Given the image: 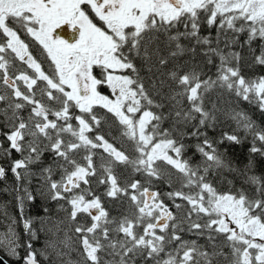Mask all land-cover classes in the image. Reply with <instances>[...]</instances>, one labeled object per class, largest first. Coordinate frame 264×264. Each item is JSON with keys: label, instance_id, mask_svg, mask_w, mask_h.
Wrapping results in <instances>:
<instances>
[{"label": "snow or ice", "instance_id": "obj_1", "mask_svg": "<svg viewBox=\"0 0 264 264\" xmlns=\"http://www.w3.org/2000/svg\"><path fill=\"white\" fill-rule=\"evenodd\" d=\"M257 66L264 0H0V251L16 264H264ZM225 122L233 132L208 136ZM226 142H248L242 165ZM38 198L55 207L26 214Z\"/></svg>", "mask_w": 264, "mask_h": 264}, {"label": "trees", "instance_id": "obj_2", "mask_svg": "<svg viewBox=\"0 0 264 264\" xmlns=\"http://www.w3.org/2000/svg\"><path fill=\"white\" fill-rule=\"evenodd\" d=\"M203 34H207V33L205 32ZM253 47H256V45L254 44ZM212 71L214 72L215 69L213 68ZM244 71L247 75H253V73L248 72L247 68H245ZM254 74L255 75L264 74V68L257 66ZM240 107L242 109L250 110V106L247 103L241 104ZM233 130H234L233 126L230 123L225 122V123L218 124L214 130H209L208 136L212 139H219V137L223 133H225V132L231 133V132H233ZM225 147L228 149L227 155H228V157L231 158L233 163L242 165V163L245 161L247 154H248V147H249L248 142L242 143L240 145H229L226 142L225 145L222 146L221 150H223V148H225ZM189 157H191L194 161H198V159H199L198 154L193 155L192 152L189 153ZM0 162H3V161H0ZM257 174H260L259 170H258ZM11 184H12L11 176H9L8 180H6V181H0V204H5L11 200V196L9 194H6L3 191L5 186H11ZM238 186H239V181H237V187ZM220 189L222 191L228 190L226 185H220ZM45 206H51L53 208L55 207L54 203L51 205H48L41 198H38L35 203L27 205L25 211H26V214H28V215L36 216L37 214H39V210ZM105 206L111 207V204L109 202H106ZM8 210H9V212H15V208L12 205H9ZM43 240H44V237L42 236V241ZM34 246L37 248H40L42 246V243L40 241H36ZM0 253H1V251H0ZM6 258H8V257L6 256ZM12 262H13V264H16L15 261H12Z\"/></svg>", "mask_w": 264, "mask_h": 264}, {"label": "flooded vegetation", "instance_id": "obj_3", "mask_svg": "<svg viewBox=\"0 0 264 264\" xmlns=\"http://www.w3.org/2000/svg\"><path fill=\"white\" fill-rule=\"evenodd\" d=\"M65 31H67V32L69 33V35H71V33H72V30H71L70 28H66V27H62L61 29L58 30V32H59L61 35H63V33H64ZM34 54H35V53H34ZM103 91L107 92L106 89H104ZM0 139H2V138H0ZM3 162H4V161H3ZM2 253H3V254H2ZM0 255L4 256V257L6 258V254H5L4 252L1 251ZM6 259H8L10 262L15 261L14 258H9V257H8V258H6ZM12 263H13V262H12Z\"/></svg>", "mask_w": 264, "mask_h": 264}, {"label": "rangeland", "instance_id": "obj_4", "mask_svg": "<svg viewBox=\"0 0 264 264\" xmlns=\"http://www.w3.org/2000/svg\"><path fill=\"white\" fill-rule=\"evenodd\" d=\"M42 244H43V241H42V236L40 237V240H39Z\"/></svg>", "mask_w": 264, "mask_h": 264}, {"label": "water", "instance_id": "obj_5", "mask_svg": "<svg viewBox=\"0 0 264 264\" xmlns=\"http://www.w3.org/2000/svg\"><path fill=\"white\" fill-rule=\"evenodd\" d=\"M0 256H2V255H0ZM4 257V256H3ZM5 258V257H4ZM6 259V258H5ZM8 264H12L9 260H8Z\"/></svg>", "mask_w": 264, "mask_h": 264}]
</instances>
